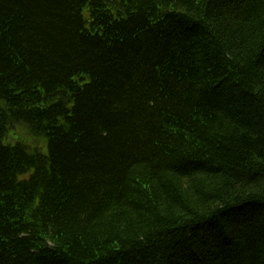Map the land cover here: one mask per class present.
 <instances>
[{
  "label": "trees",
  "instance_id": "trees-1",
  "mask_svg": "<svg viewBox=\"0 0 264 264\" xmlns=\"http://www.w3.org/2000/svg\"><path fill=\"white\" fill-rule=\"evenodd\" d=\"M0 264H264V0H0Z\"/></svg>",
  "mask_w": 264,
  "mask_h": 264
},
{
  "label": "rangeland",
  "instance_id": "rangeland-1",
  "mask_svg": "<svg viewBox=\"0 0 264 264\" xmlns=\"http://www.w3.org/2000/svg\"><path fill=\"white\" fill-rule=\"evenodd\" d=\"M23 137L21 136H15L13 140H17V139H22ZM38 148H40L41 150H43V152L46 151V146L43 145V146H37Z\"/></svg>",
  "mask_w": 264,
  "mask_h": 264
}]
</instances>
